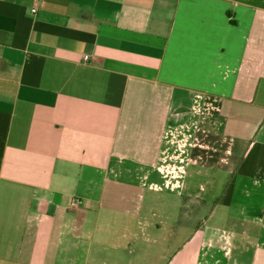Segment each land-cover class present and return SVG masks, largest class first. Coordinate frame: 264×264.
<instances>
[{
    "label": "crops",
    "instance_id": "1",
    "mask_svg": "<svg viewBox=\"0 0 264 264\" xmlns=\"http://www.w3.org/2000/svg\"><path fill=\"white\" fill-rule=\"evenodd\" d=\"M146 215L264 264V0H0V264H131Z\"/></svg>",
    "mask_w": 264,
    "mask_h": 264
},
{
    "label": "rangeland",
    "instance_id": "2",
    "mask_svg": "<svg viewBox=\"0 0 264 264\" xmlns=\"http://www.w3.org/2000/svg\"><path fill=\"white\" fill-rule=\"evenodd\" d=\"M146 217L148 221L140 229L137 227V223L132 221V234L137 233L138 235L135 238L131 234L130 241L126 244L130 251L131 264H167L176 249V244L166 240H156L158 232L156 233L154 229L158 224L159 217L151 218V215H146ZM201 222L202 219H200Z\"/></svg>",
    "mask_w": 264,
    "mask_h": 264
},
{
    "label": "built area",
    "instance_id": "3",
    "mask_svg": "<svg viewBox=\"0 0 264 264\" xmlns=\"http://www.w3.org/2000/svg\"><path fill=\"white\" fill-rule=\"evenodd\" d=\"M35 12V10H33ZM85 60H88L89 59V56H85L84 57ZM81 204V201L78 200V199H74L72 200V203H71V207H77Z\"/></svg>",
    "mask_w": 264,
    "mask_h": 264
}]
</instances>
